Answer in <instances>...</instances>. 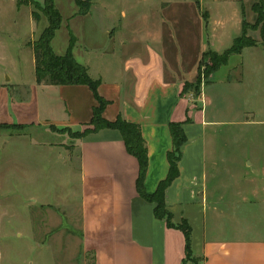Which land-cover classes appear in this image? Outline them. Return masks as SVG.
Returning <instances> with one entry per match:
<instances>
[{"label":"crops","instance_id":"obj_1","mask_svg":"<svg viewBox=\"0 0 264 264\" xmlns=\"http://www.w3.org/2000/svg\"><path fill=\"white\" fill-rule=\"evenodd\" d=\"M260 1L157 0L140 14L91 3L85 13L73 11L67 21L62 19L51 42L56 55L70 47L76 62L98 82L97 93L108 102L105 120L120 117L139 127L147 153V194L169 171V124H181L187 141L180 148L178 176L164 191V205L172 224L184 221L190 227V256L196 264H264V160L247 162L241 169L245 177L235 186L232 177L240 169L220 162L222 153L215 145L217 128L235 123L208 117L203 98L207 84L228 89L226 107L235 90L251 83L264 88V21L258 23L255 10ZM243 24L256 26L251 31L254 45L230 55L201 83L197 97L183 92V85L197 76L202 54L230 48ZM14 66L1 73L10 84L0 82V125L49 129L59 136L86 129L97 106L87 86L37 84L35 71L26 83ZM26 87V97L11 96L10 90ZM244 112L245 120L237 122L243 135L252 134L250 126H264L252 108ZM46 147L68 151L58 144ZM74 150L79 167L76 214L66 207L59 219L56 207L41 205L49 212L41 222L50 239L41 246H80L82 259L75 264H182L184 235L157 219L155 204L139 196L138 162L127 153L121 134H87L75 140ZM66 220L74 231L63 228Z\"/></svg>","mask_w":264,"mask_h":264},{"label":"rangeland","instance_id":"obj_2","mask_svg":"<svg viewBox=\"0 0 264 264\" xmlns=\"http://www.w3.org/2000/svg\"><path fill=\"white\" fill-rule=\"evenodd\" d=\"M156 1L80 0L78 2L81 7H78L75 0H54V4L62 19L67 21L73 11L81 13L91 3L94 6L112 5L116 9L125 10L127 14H140L146 13ZM257 8L264 18V0L257 4ZM43 10V0H0V82L10 84L8 75L1 73L6 69L10 71L15 69L14 64L22 81L27 83L32 80L34 71L30 45L47 26ZM32 12L39 18L38 22L32 19ZM255 28L256 26H243V38L255 42L251 35ZM63 42V35H59L58 44L61 46ZM214 53L207 49L202 54L197 66V76L192 82L183 85V92L195 95V89L199 86L201 88V83L207 75V67L212 65L210 55ZM11 75L14 76L12 72ZM250 77L254 78V75L249 74ZM27 92H29L27 87L24 90L21 88L10 90L11 96L15 99L26 97ZM227 94L228 89L208 84L203 89L207 116H214L222 123L227 121L235 123L217 128L220 133L215 145L222 153L220 162L234 164L240 169L234 171L232 177L237 187L245 177L241 171L244 165L250 161L256 165L258 161L264 160V126H250L249 132L252 134L256 132V135L252 136L243 135V127L237 125L238 121L241 123L245 120L246 108H252L256 111V118L264 120V88L251 83L241 90H235L230 94L231 98L227 101L226 107ZM2 130H0V264H75L78 261L80 263L82 259L80 246H41L43 243L48 244L50 239L46 232H43L44 226L41 222L49 212L40 206L56 207V210H59V219L64 215L62 213H66L67 208L76 214L79 167L78 152L74 147L75 140L81 137L85 128H78L74 132L67 130L64 136L52 134L49 129H19L9 124ZM52 131L57 132L54 129ZM51 144L62 145L68 151L58 149L50 152L46 146ZM63 226L69 231L76 229L67 220Z\"/></svg>","mask_w":264,"mask_h":264},{"label":"trees","instance_id":"obj_3","mask_svg":"<svg viewBox=\"0 0 264 264\" xmlns=\"http://www.w3.org/2000/svg\"><path fill=\"white\" fill-rule=\"evenodd\" d=\"M78 7H81L80 0H75ZM90 1V0H89ZM44 10L43 16L47 21V26L41 32L37 40L31 43L30 47L34 58V71L37 84H46L53 86H87L93 93L97 106L93 108L92 117L86 126L81 137L100 130H116L121 134L123 143L128 154L133 156L138 162V176L136 180L137 192L144 200L154 203V216L157 219L164 220L167 227L179 229L185 238V260L182 264H196L190 256V233L191 229L186 222L174 225L172 224L171 214L166 210L164 205V191L170 183L178 176L177 163L180 159V148L186 143V137L181 128V124H169V132L171 135L173 149L167 154L169 171L165 180L161 181L155 192L147 194L144 191L143 180L147 170V153L141 137L140 129L137 125L125 122L120 117L113 122L105 120L102 116L108 102L103 100L97 93L98 82L90 79L87 69L77 63L73 58L70 47L63 55H56L51 47V42L55 33L61 28L62 17L55 8L54 0H43ZM82 8H80L81 11ZM88 7L81 11L85 13ZM258 14V23H263L262 15L255 6ZM32 19L36 22L39 18L32 12ZM245 26V24H243ZM254 42L240 37L236 38L230 48L221 54H211L210 59L212 65L207 67V75L210 76L218 67L224 65L230 55L239 54L244 47L253 46ZM199 86V85H198ZM200 86L195 89V95L200 94ZM19 129L21 126L13 125ZM6 125H0V129H5Z\"/></svg>","mask_w":264,"mask_h":264}]
</instances>
